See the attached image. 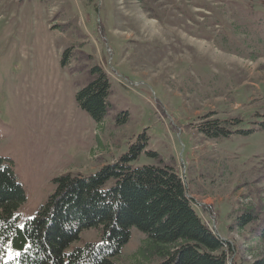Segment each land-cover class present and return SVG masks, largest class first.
<instances>
[{
    "label": "rangeland",
    "instance_id": "obj_1",
    "mask_svg": "<svg viewBox=\"0 0 264 264\" xmlns=\"http://www.w3.org/2000/svg\"><path fill=\"white\" fill-rule=\"evenodd\" d=\"M94 68L111 83L102 123L76 99ZM263 121L264 0H0V158L26 192L21 227L56 178L95 174L146 135L133 166L175 167L239 264H261ZM209 122L230 136L209 138ZM88 242L101 230L72 248ZM150 247L134 228L116 260L162 264Z\"/></svg>",
    "mask_w": 264,
    "mask_h": 264
},
{
    "label": "trees",
    "instance_id": "obj_2",
    "mask_svg": "<svg viewBox=\"0 0 264 264\" xmlns=\"http://www.w3.org/2000/svg\"><path fill=\"white\" fill-rule=\"evenodd\" d=\"M90 76L76 99L102 123L111 111V83L101 68L92 69ZM202 131L212 139L231 134L211 122ZM147 144V136L141 135L127 154L95 174L56 178L53 194L23 227L19 221L26 192L14 162L0 158V264H118L134 228L148 236L152 255L162 257V264H230L233 246L199 213L179 171L162 162L133 166ZM253 217L247 212L240 225ZM89 229L101 230V242L72 248ZM258 234L264 237V230ZM233 263L239 264L237 253Z\"/></svg>",
    "mask_w": 264,
    "mask_h": 264
},
{
    "label": "water",
    "instance_id": "obj_3",
    "mask_svg": "<svg viewBox=\"0 0 264 264\" xmlns=\"http://www.w3.org/2000/svg\"><path fill=\"white\" fill-rule=\"evenodd\" d=\"M190 198L192 199V197H190ZM215 229L217 230L216 226H215ZM218 236L221 237L219 233H218ZM221 239H222L224 242H227V243H230V244H231V242H230L229 240L224 239V238H222V237H221ZM233 262H234V257L231 258V260H230V264H234Z\"/></svg>",
    "mask_w": 264,
    "mask_h": 264
}]
</instances>
